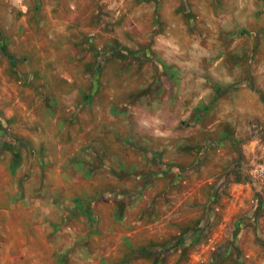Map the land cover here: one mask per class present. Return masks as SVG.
<instances>
[{
	"label": "rangeland",
	"instance_id": "374dc122",
	"mask_svg": "<svg viewBox=\"0 0 264 264\" xmlns=\"http://www.w3.org/2000/svg\"><path fill=\"white\" fill-rule=\"evenodd\" d=\"M262 30L264 0H0V155L31 206L0 264H264Z\"/></svg>",
	"mask_w": 264,
	"mask_h": 264
},
{
	"label": "crops",
	"instance_id": "0c3cea01",
	"mask_svg": "<svg viewBox=\"0 0 264 264\" xmlns=\"http://www.w3.org/2000/svg\"><path fill=\"white\" fill-rule=\"evenodd\" d=\"M182 11L185 13H193L192 10L190 9H182ZM220 19H222L220 21L221 24L220 28L222 29V33H224V35H229V39H234L236 38V34H246V35H250L252 34L251 32H254V30H248L247 28H244L243 26H238L235 24V22L233 21V18L231 17V15H221ZM216 21V19H215ZM234 22V23H233ZM233 23V24H232ZM236 25V26H235ZM216 30V28H211ZM257 31V30H255ZM260 31V30H258ZM262 32H264L262 30ZM253 34H257V33H253ZM230 90L231 93H233L234 89L228 88ZM249 93V91H247ZM248 95V94H246ZM4 156L0 155V195L6 196V201L4 202V204H0V208H6L7 209H11V210H19L22 213V217L19 220H13L12 218L9 217H5L1 220L0 224H5L7 225H22V228H17V231H24L26 229V226H30V220L26 217L27 216V211L25 210H29L31 208V206L26 203L24 201V199H21L20 201H15V197H17L16 193L21 191V186H19V175H18V171L19 169L22 167V163L21 162H16V161H10L8 162V160H3ZM254 169H259V170H264V163L258 164L257 166L254 167ZM251 170L252 176L253 177H257V175L262 176V178L260 179L263 188H261L259 190V194L260 197H256L255 198V202L256 199L259 198V204L262 205L264 207V171H262L263 173H259V172H255V170ZM60 175V174H59ZM257 180V179H256ZM54 205V204H53ZM38 206H40V204L37 202V204H35V208H37ZM41 211L43 212V215L46 217V219H49V221H51L50 217L48 216L50 213V209L47 207H42ZM262 214V213H261ZM261 216V215H260ZM29 217V216H28ZM260 219L261 217L257 218L256 222L258 224L259 229L262 228V225L260 224ZM54 223V221H51ZM49 223V222H47ZM55 226V225H53ZM14 231V230H13ZM26 231V230H25ZM49 230H47L46 233H48ZM43 230L41 231V234H39V238L43 241H49L48 236H46V234H43ZM49 244V243H48ZM50 246V245H49ZM48 245H46L45 248L41 249V250H30V249H23L21 251V256L23 257H28V256H41L43 257V264H61V262L53 257L54 255H56V250L55 247L54 248H49ZM60 253V252H57ZM9 253L6 252V255H8ZM12 255V254H11ZM60 257V256H59ZM45 258V259H44Z\"/></svg>",
	"mask_w": 264,
	"mask_h": 264
},
{
	"label": "built area",
	"instance_id": "2783aa9c",
	"mask_svg": "<svg viewBox=\"0 0 264 264\" xmlns=\"http://www.w3.org/2000/svg\"><path fill=\"white\" fill-rule=\"evenodd\" d=\"M252 127L256 130L257 128H259L257 125H255V124H253L252 125ZM254 130V131H255ZM255 170V172L257 171V172H259V173H263L262 171H264V170H259V169H254Z\"/></svg>",
	"mask_w": 264,
	"mask_h": 264
},
{
	"label": "trees",
	"instance_id": "16d2710c",
	"mask_svg": "<svg viewBox=\"0 0 264 264\" xmlns=\"http://www.w3.org/2000/svg\"><path fill=\"white\" fill-rule=\"evenodd\" d=\"M256 205H260V204H259V199H256L255 206H256ZM255 225H256V221H255Z\"/></svg>",
	"mask_w": 264,
	"mask_h": 264
}]
</instances>
